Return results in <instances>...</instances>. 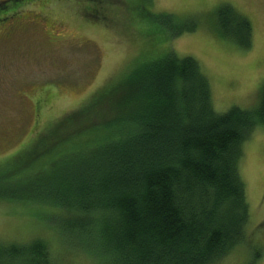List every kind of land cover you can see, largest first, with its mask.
Segmentation results:
<instances>
[{
	"label": "trees",
	"instance_id": "trees-1",
	"mask_svg": "<svg viewBox=\"0 0 264 264\" xmlns=\"http://www.w3.org/2000/svg\"><path fill=\"white\" fill-rule=\"evenodd\" d=\"M84 1L90 11L99 8L93 0H78ZM148 4L136 7L147 16ZM218 17L227 36L251 45L245 15L222 5ZM181 27L171 37L192 28ZM153 55L94 94L99 96L88 106L62 112L58 118L69 111V133L55 137L48 156L24 175L43 174L66 157L67 170L54 175L51 186L42 184L56 197L43 212L60 220L76 253L94 254L99 264H220L247 244L250 206L239 160L245 140L264 126V84L254 108L218 111L198 60L172 50ZM10 156L0 171L17 155ZM40 240L29 249L0 242V264L57 262Z\"/></svg>",
	"mask_w": 264,
	"mask_h": 264
},
{
	"label": "rangeland",
	"instance_id": "rangeland-1",
	"mask_svg": "<svg viewBox=\"0 0 264 264\" xmlns=\"http://www.w3.org/2000/svg\"><path fill=\"white\" fill-rule=\"evenodd\" d=\"M139 1L93 0L99 6L93 12L78 0H0V167L17 155L0 171L2 244L29 249L44 239L54 264H99L94 254L76 253L66 243L60 220L43 212L56 197L42 184L51 186L53 176L67 170L66 157L43 174L25 177L24 171L34 170L33 163L48 156L47 146L55 137L69 133V111L58 118L62 112L88 106L99 96L94 94L156 57L153 53L172 50L198 60L218 111L258 104L264 84V0H149L147 16L136 7ZM222 5L248 18L250 46L221 30ZM179 25L192 28L171 37ZM33 140L36 146L29 145ZM239 169L250 206L247 244L235 247L220 264L251 259L264 264V126H257L243 143ZM57 243L70 252H62Z\"/></svg>",
	"mask_w": 264,
	"mask_h": 264
}]
</instances>
